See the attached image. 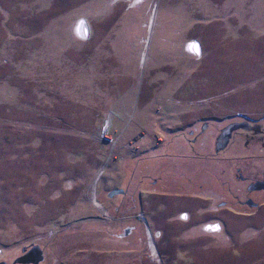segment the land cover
Masks as SVG:
<instances>
[{
    "label": "rangeland",
    "instance_id": "rangeland-1",
    "mask_svg": "<svg viewBox=\"0 0 264 264\" xmlns=\"http://www.w3.org/2000/svg\"><path fill=\"white\" fill-rule=\"evenodd\" d=\"M257 180L264 0H0V262L264 264Z\"/></svg>",
    "mask_w": 264,
    "mask_h": 264
},
{
    "label": "flooded vegetation",
    "instance_id": "flooded-vegetation-1",
    "mask_svg": "<svg viewBox=\"0 0 264 264\" xmlns=\"http://www.w3.org/2000/svg\"><path fill=\"white\" fill-rule=\"evenodd\" d=\"M235 131H233V133H234ZM231 135H233V134H231ZM225 146H227V144H223L222 146H220L219 145V143L216 145V147H215V150H218V148H219V150H221V149H223V148H225ZM217 148V149H216ZM216 154V156H214ZM215 154L212 156V158H218V152H215ZM189 157V156H188ZM193 157H196V158H194L195 160H202V159H204V157H203V155L200 153V154H196V156H193ZM208 170H209V168H208ZM210 173H212L211 172V168H210ZM241 179H243L242 178V175H240V173H239V175H238ZM257 181H262V180H257ZM257 181H255V182H250L251 184H249V186H248V192H254V191H264V189H261V190H257V189H255L254 188V186H255V183L257 182ZM248 194V193H247ZM251 199V198H250ZM249 199V200H250ZM241 202V201H240ZM243 203H244V201H242ZM248 204V203H247ZM31 245V244H30ZM36 245V244H35ZM31 247H33V246H30V247H28V246H23L22 247V250H21V253L19 254V256L21 257V256H23V255H25V254H27L26 255V260H28L27 261V263H17V264H46V262H47V259H48V255H47V252H46V250H44V248H42V246H40L41 247V249H42V251H43V254H42V256H43V259L39 262V263H36V261L37 260H39L40 258H41V256L40 255H32L31 253L30 254H28V252L32 249ZM14 260V259H13ZM16 260V259H15ZM14 260V261H15ZM13 261V262H14ZM8 262V261H7ZM13 262H8L9 264H12Z\"/></svg>",
    "mask_w": 264,
    "mask_h": 264
},
{
    "label": "water",
    "instance_id": "water-1",
    "mask_svg": "<svg viewBox=\"0 0 264 264\" xmlns=\"http://www.w3.org/2000/svg\"><path fill=\"white\" fill-rule=\"evenodd\" d=\"M235 128H237V126L233 127V128L231 129V132H232L233 129H235ZM255 189H257V190L264 189V181H257V182L255 183ZM124 192H125L124 189H117V190H113V191L111 192L110 195H114V194H123ZM249 203H250V204H255V205H256V203H253L252 200H251V202H249ZM30 253H31L32 255H36V256H37V255H40V256H41V258H40L39 260H37L36 263H39V262L43 259V256H42L43 251H42V249H41V247H40L39 245H34V246L32 247V249L28 252V254H30ZM26 255H27V254H25V255H23V256L17 258L12 264H17V263H27L28 260H26ZM0 264H8V262L2 261V262H0Z\"/></svg>",
    "mask_w": 264,
    "mask_h": 264
},
{
    "label": "snow or ice",
    "instance_id": "snow-or-ice-1",
    "mask_svg": "<svg viewBox=\"0 0 264 264\" xmlns=\"http://www.w3.org/2000/svg\"><path fill=\"white\" fill-rule=\"evenodd\" d=\"M190 50L195 51L197 54H199V47L194 42L189 45Z\"/></svg>",
    "mask_w": 264,
    "mask_h": 264
},
{
    "label": "crops",
    "instance_id": "crops-1",
    "mask_svg": "<svg viewBox=\"0 0 264 264\" xmlns=\"http://www.w3.org/2000/svg\"><path fill=\"white\" fill-rule=\"evenodd\" d=\"M81 18V17H80ZM78 20V19H77ZM83 41L82 40H80V43H82ZM216 223H218V222H216ZM222 224L219 222L218 223V226H219V228L222 230V226H221Z\"/></svg>",
    "mask_w": 264,
    "mask_h": 264
},
{
    "label": "bare ground",
    "instance_id": "bare-ground-1",
    "mask_svg": "<svg viewBox=\"0 0 264 264\" xmlns=\"http://www.w3.org/2000/svg\"><path fill=\"white\" fill-rule=\"evenodd\" d=\"M79 31H81V29Z\"/></svg>",
    "mask_w": 264,
    "mask_h": 264
}]
</instances>
